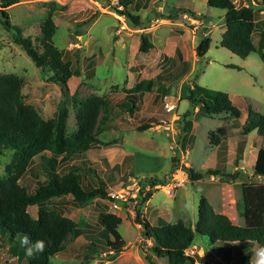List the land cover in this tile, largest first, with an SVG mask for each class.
I'll list each match as a JSON object with an SVG mask.
<instances>
[{"label": "rangeland", "instance_id": "rangeland-1", "mask_svg": "<svg viewBox=\"0 0 264 264\" xmlns=\"http://www.w3.org/2000/svg\"><path fill=\"white\" fill-rule=\"evenodd\" d=\"M243 1L252 4L250 0H240V5ZM50 2L65 6L64 10L53 13L57 26L53 42L62 50L63 60L69 61L73 68L81 72V76H71L67 80L70 93L77 90L83 100L99 96L106 97L108 101L110 116L104 127L99 129L97 147L87 153L91 162L99 164L105 171V178L109 181L108 194L128 187L136 188L137 182L140 185L149 178L156 181L150 187L149 199L136 207L132 215L127 210L130 203L123 204L122 210H113L109 199H93L81 208L67 204L65 214L76 226L89 224L92 228L101 227L97 220L99 212H115L121 218L118 231L126 243V250L112 258L111 264H148L140 246L146 249L152 242L143 237L144 228L139 231L136 224L138 227L140 224L137 222L145 220L149 226H155L182 221L194 229L201 196L216 212L231 213L238 224L243 225L240 184L249 181L264 184L263 177L252 176L255 150L254 147L250 148V144L256 139L254 134L247 136L248 146L242 163L244 170H241L236 181L226 182L220 177L206 176L191 182L183 170V167H190L195 172H203L214 166L216 147L209 138V133L214 132L219 140L226 139V171L233 172L231 160L235 143L241 139L239 132L246 117V107L264 114V62L256 52L241 58L220 45L225 29V11L207 6L206 0H166L162 3L165 4L164 13L168 15H161L160 12L154 15L156 7L150 2L147 9L140 6L136 12L132 8V13H137L143 22L139 29H134L119 13L122 7L115 0H22L8 9L9 17L36 45L39 43L36 39L38 25L45 17ZM137 3L141 5L142 0ZM254 3L255 8L263 9L262 13L256 12V18L264 30V1ZM194 12L199 13L195 17L202 25L198 26V22L188 19L192 18ZM158 16L167 19L156 22ZM208 30H211L208 33L209 48L202 58H196L195 47ZM167 31L171 37H168ZM142 33L148 34L155 45L147 53L138 51ZM175 34L179 36H173ZM256 35L255 32L254 38ZM177 44L187 61L185 66L178 59H168L167 53H174L171 47L174 49ZM90 60L95 61V65L88 64ZM0 74L20 77L24 101L32 104L43 118L56 117L61 91L49 81L51 73L37 67L23 48L10 40L9 31L1 24ZM159 74L162 79L156 78ZM194 84L226 92L241 110V116L233 119L223 113L207 117L197 112V107L184 99ZM129 92L141 94L139 107L132 112L124 111L120 105L124 95ZM165 103L174 107L167 111ZM102 113L101 108L100 115ZM74 115V107L70 104L67 121L69 133L75 129ZM185 121L191 123L190 130H183ZM142 124H149V127L138 130ZM257 140L261 138L257 137ZM121 152L132 155L130 161L118 170H111ZM14 156L9 151L0 155V178L17 174L19 182L31 190L34 186L32 173L37 174L39 180L44 178L39 160L32 158L26 171L19 173ZM71 163L82 166V162L79 164L74 159ZM62 166L57 167L59 173ZM82 175L84 183L92 179L86 172ZM147 185L146 189L150 186ZM170 185L172 193L169 194ZM68 198L51 200L46 206L51 211L53 204ZM27 211L32 218L37 217L36 206L28 207ZM0 237V264H11L16 258L12 255L15 247L19 249L25 239L20 237L17 242L9 241L10 233L7 230H0ZM69 241L75 253L60 252L49 258L50 264H103L104 260L110 259L109 255L103 254L85 259L83 255L87 240L83 236L73 238L69 235L64 244L68 245ZM206 241V237L196 234V248L192 249L198 256H202L200 246L207 247ZM11 246L13 249H10ZM212 246L210 250L215 257H220L222 249L226 255L229 252L223 245ZM249 250L251 264H261L258 245L254 243ZM146 253L151 254L149 250ZM156 264H167V258L158 257Z\"/></svg>", "mask_w": 264, "mask_h": 264}, {"label": "trees", "instance_id": "trees-1", "mask_svg": "<svg viewBox=\"0 0 264 264\" xmlns=\"http://www.w3.org/2000/svg\"><path fill=\"white\" fill-rule=\"evenodd\" d=\"M20 1L22 0H0V24L9 31L10 40L21 46L37 67L43 72L51 73L49 81L59 87L61 99L56 117L45 119L32 104L24 101L20 77L14 74H0V155L7 151L13 152L15 155L13 159L17 163L16 170L19 173L26 171L32 158H37L44 175V178L39 180L38 175L32 173L34 186L31 190L19 182L17 174L0 178V230L9 231V241L17 242L20 237L25 239L19 249L15 247L12 255L16 258L11 264H50L49 258L60 252L68 251L74 254L75 249L70 245L71 241L68 245L64 244L69 235L73 238L79 236L86 238L87 244L84 246L83 255L85 259H93L97 254L103 253L112 259L126 247L118 231L121 223L119 216L108 211L99 212L97 220L101 227L92 228L89 224L84 227L76 226L65 214L67 204L81 208L93 199H109L105 171L99 164L92 163L87 155V151L97 147L99 129L104 127L110 116L108 101L106 97L99 96L83 100L78 96L77 90L70 93L67 80L71 76H81V72L78 68H73L69 61L63 60L62 50L57 48L52 39L57 28L53 13L55 10H64L65 6L56 2L49 3L45 17L38 25L39 33L36 39L39 43L36 45L29 35L23 34L10 20L8 9ZM115 1L122 7L119 13L125 16L134 29H139L143 22L130 8L136 0ZM206 4L225 11V30L220 45L241 58L256 52L264 62V30L256 18V12H260L261 9L255 8L252 4L237 5L232 0H206ZM209 44L210 37H201L195 47L196 58L204 56ZM154 48L155 45L150 41L149 35L142 33L138 51L147 53ZM98 53L101 54V51L98 50ZM170 59L172 61L178 59L183 66L187 63L179 48L175 49ZM94 63L95 61L90 60L88 64ZM183 70L184 67L181 71ZM156 78L162 79V76L159 74ZM140 97V93H126L120 105L124 111L132 112L139 107ZM184 99L193 107H197V112L207 117L224 113L234 119L242 114L229 95L223 91H213L194 84ZM70 104L75 110V129L69 133L67 121ZM245 112L246 117L239 132L241 139L236 141L234 147L232 158V165L236 167L234 171L230 173L226 171V139L219 140L214 132H210V142L216 147V163L203 172L183 167L189 181L206 176L220 177L227 182L236 181L242 173L238 166L243 159L247 136L250 134L261 138L262 141L258 143L252 176L264 178V114L250 106L246 107ZM191 126L189 121H185L183 130H190ZM147 127L149 124H142L138 126V130ZM131 157L130 154L124 156L120 163H115L111 167V170L126 166ZM73 159L79 161V164L82 162V166L69 164ZM61 165L62 172L59 173L57 167ZM83 172L88 173L92 179L84 183ZM155 182L153 178L141 182L135 209L149 199L150 187L152 188ZM147 184L150 185L149 189L142 195V190ZM240 192L243 225L234 224L225 214L216 212L202 196L198 202L194 229L182 221L149 226L145 220L141 222L136 214V219L140 221L137 222L140 229L144 228L143 237L153 240L146 249L140 246L145 252L144 258L147 263L155 264L152 259V255H155L167 258V264H194L195 259L206 264L205 260L211 254L208 249L214 244L223 245L229 251L233 244L244 247V257L247 260L245 264L250 262L249 247L254 243L258 245L259 253L264 255V184L242 182ZM63 197L70 198L53 204L51 211L47 208L49 201ZM31 206L38 209L36 218H32L27 211ZM196 234L206 237L207 247H200L207 252L204 256L195 254L194 257H190L185 255V250L196 244ZM147 250L152 255L146 253Z\"/></svg>", "mask_w": 264, "mask_h": 264}, {"label": "crops", "instance_id": "crops-1", "mask_svg": "<svg viewBox=\"0 0 264 264\" xmlns=\"http://www.w3.org/2000/svg\"><path fill=\"white\" fill-rule=\"evenodd\" d=\"M137 1H139V0H136V2L135 3H133L132 5H130V8H131V10H132V8L136 11V12H138L139 11V8H140V6H142V8H144V9H147V6L149 5V3L151 4V5H154L155 7H156V11H155V14L154 15H156L157 13H161V15H168L167 14V12H165L164 13V10H165V4H163L162 3V1H166V0H142V3H141V5H138V3H137ZM141 1V0H140ZM235 4H240V0H232ZM251 1V3H254L255 1H260V0H250ZM242 5H247V3L245 2V1H243L242 2ZM190 11L191 12H193L194 10H191L190 9ZM261 13H262V11H260ZM158 15V14H157ZM193 15V16H192ZM191 16H192V18H188L189 20H191L192 22H198L197 24H198V26H200V25H202V23H201V21H198V20H196V17L199 15V13H196V12H194V14H192ZM196 16V17H195ZM154 17H156V16H154ZM194 17H195V19H194ZM167 18L166 17H164V16H158L157 17V19L155 20L156 22L158 21H164V20H166ZM153 21V20H152ZM154 21V22H155ZM163 26H165V27H167L168 26V24H163ZM225 30V29H224ZM211 30H208V31H206V33H204V35L205 36H208V33L210 32ZM224 32V31H223ZM222 32V33H223ZM167 35H168V37H171V36H169V31H167ZM173 36H179L178 34H175V35H173ZM209 37V36H208ZM178 38H180V37H178ZM177 39V38H176ZM194 39H195V35L194 36H192V43L194 42ZM177 40H179V39H177ZM179 43H180V41H179ZM178 43V44H179ZM178 44H177V46L173 49L172 47H171V50L172 51H175V49L176 48H179L180 49V47L178 46ZM194 44V43H193ZM165 47V46H164ZM163 49H165V48H163ZM164 51V50H163ZM180 51H181V49H180ZM174 53H167V55H168V59H170L171 57H172V55H173ZM182 54V53H181ZM183 56V55H182ZM252 136V135H251ZM253 137H255V136H253ZM253 137H252V139H253ZM256 139L254 140V141H252L251 142V146H250V148L251 147H254V150H255V153H254V155H253V160H252V163L254 162V160H255V156H256V151H257V147H258V143H261L262 141L260 140H257V137H255ZM254 145V146H253ZM247 146H248V139H247V144H246V147H245V151H246V148H247ZM90 151V150H89ZM245 151H244V154H245ZM87 153H88V151H87ZM119 155H118V159H117V161L115 162V163H120L121 162V160L124 158V156H126V155H128L127 153L125 154V152H121V153H118ZM244 154H243V159H241V161L239 162V168H240V170H244V167L242 166V163H244V160H245V158H244ZM88 155V154H87ZM89 157V156H88ZM122 158V159H121ZM114 163V164H115ZM216 163V162H215ZM231 163H232V160H231ZM215 165V164H214ZM226 165H227V160H226ZM252 165V164H251ZM234 168V167H233ZM236 168V167H235ZM234 168V169H235ZM106 182H109L108 180L106 181ZM227 182V181H226ZM109 183H107V185H108ZM148 186V185H147ZM223 214V213H222ZM225 215L232 221V223H234V224H237V225H239L238 224V222L236 221V217H233V216H231V213L230 214H227V213H225ZM136 226H137V228L139 229V231H140V227H138V224H136ZM151 242L153 243V240H151ZM151 243V244H152ZM225 248V247H224ZM226 249V248H225ZM125 250H126V247H125ZM124 250V251H125ZM227 250V249H226ZM258 250H259V248H258ZM257 250V251H258ZM124 251H121L117 256H119L120 254H123V252ZM201 255L202 256H204L205 254H206V250L204 249V248H202L201 247ZM208 251H210V253H211V250L210 249H208ZM227 251H229V250H227ZM244 252H245V248L244 247H242V246H239L238 244H233V246H232V249L228 252V254L226 255L225 254V251H224V249H222V251H221V253H220V257H215L212 253L211 254H209V256L207 257V259L205 260V263L206 264H245L246 263V259H245V257H244ZM103 255H105V253H103ZM261 255V254H260ZM114 258H116V257H114ZM158 257L157 256H155V255H152V259H153V261L155 262V264H156V259H157ZM113 260V259H112ZM112 260L111 259H107V260H104V262H103V264H111V262H112ZM249 264H251V260H250V262H249ZM261 264H264V255H261Z\"/></svg>", "mask_w": 264, "mask_h": 264}, {"label": "built area", "instance_id": "built-area-1", "mask_svg": "<svg viewBox=\"0 0 264 264\" xmlns=\"http://www.w3.org/2000/svg\"><path fill=\"white\" fill-rule=\"evenodd\" d=\"M173 107L174 106L170 105L169 103H165V108L167 111H170ZM136 185H137L136 188H129L128 187L126 189H120L117 192L109 193L108 195H109V201H110L111 208L113 210H122L123 204L130 203V207L127 209L128 213L131 215L134 214L135 213V206H136V203L138 202V194L140 191L139 183L137 182ZM148 189L149 188L146 189V187H145V189L142 190V195H145V193ZM168 190H169L168 191L169 194L172 193L171 185L168 187ZM113 213L115 214V212H113ZM193 247L196 248L195 245H192L189 248H187L185 250V255L190 256V257H194L195 254H197V253H195V250L192 249ZM194 264H204V263L195 259Z\"/></svg>", "mask_w": 264, "mask_h": 264}, {"label": "clouds", "instance_id": "clouds-1", "mask_svg": "<svg viewBox=\"0 0 264 264\" xmlns=\"http://www.w3.org/2000/svg\"><path fill=\"white\" fill-rule=\"evenodd\" d=\"M252 4H253V5H256L255 3H252ZM262 10H263V9H262ZM262 10H261V11H262Z\"/></svg>", "mask_w": 264, "mask_h": 264}]
</instances>
